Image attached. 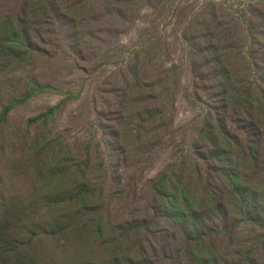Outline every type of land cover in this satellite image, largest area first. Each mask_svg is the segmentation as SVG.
I'll list each match as a JSON object with an SVG mask.
<instances>
[{
  "label": "rangeland",
  "instance_id": "rangeland-1",
  "mask_svg": "<svg viewBox=\"0 0 264 264\" xmlns=\"http://www.w3.org/2000/svg\"><path fill=\"white\" fill-rule=\"evenodd\" d=\"M34 88L0 121L33 261L264 264V0H0V112Z\"/></svg>",
  "mask_w": 264,
  "mask_h": 264
},
{
  "label": "trees",
  "instance_id": "trees-1",
  "mask_svg": "<svg viewBox=\"0 0 264 264\" xmlns=\"http://www.w3.org/2000/svg\"><path fill=\"white\" fill-rule=\"evenodd\" d=\"M49 89L44 88H34L28 91L22 98L15 100L3 106L0 112V121L5 119L8 112L13 108L20 104H23L29 98L34 96L35 93L39 91H45ZM56 110V106H52L48 108L45 112L40 113L37 116L30 117L29 122H36L40 120V118H45L51 114H53ZM217 150V151H216ZM212 152L213 156H218L220 150L216 148ZM219 152V153H218ZM94 191L92 188H81L77 191V195L81 196V194H85L87 192ZM83 196V195H82ZM19 214V212H18ZM24 219H4L2 224L0 225V264H39L36 260H32V256L29 251H27L26 245L30 243L27 240V235H35L37 234V225L28 224L27 221H23ZM21 221V222H15ZM264 224V223H263ZM65 228V227H63Z\"/></svg>",
  "mask_w": 264,
  "mask_h": 264
}]
</instances>
